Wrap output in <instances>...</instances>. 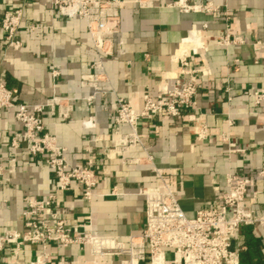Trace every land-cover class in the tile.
<instances>
[{"label":"crops","instance_id":"1","mask_svg":"<svg viewBox=\"0 0 264 264\" xmlns=\"http://www.w3.org/2000/svg\"><path fill=\"white\" fill-rule=\"evenodd\" d=\"M122 1L114 41L123 45L125 54L104 59L105 76L100 85L106 95L88 105L84 99L93 90L82 87L81 78L98 71L93 68L97 54L85 22L64 17L42 0H0V21L4 13L24 6L20 51L6 49L0 24V82L16 90L15 100L24 104H41L54 96L77 99L69 120L62 121L50 112L43 114V120L58 145L67 150L68 162L88 165L91 160L99 176L90 203L83 199V188L77 183L69 192L60 193L53 171L42 158L33 157L24 147L16 151L10 147L23 127L12 110L0 107V163L7 171L16 159L14 172L0 178V235L24 230L26 198L58 194L55 210L68 227L91 221L94 235L117 237L129 245L130 239L145 229L146 203L140 191L160 184L155 167L178 171L173 180L189 219L219 201L227 190L228 174L252 180L247 204L264 216V179L258 177L264 163V104L255 106L249 96L264 88V0H185L188 4L212 3L218 7L215 15L184 12L175 6L179 0ZM228 33L243 43L218 45ZM188 40L198 54L189 49L178 55L183 41ZM188 54L191 67L204 66L209 72L198 75V109L175 119L141 120L138 132L142 146L128 155L139 164L109 159L103 150L113 145L115 130L130 131L127 125L115 122L117 99L130 100L141 109L143 95L155 96L163 85H171L182 70L180 58ZM53 65L61 72L55 80ZM191 114L202 117L211 140L196 142ZM90 116L97 121L96 130L82 128ZM230 144L240 151L230 153ZM256 237L264 253L263 242ZM238 244L246 249L241 237ZM13 250L7 247L0 253V264H29L42 248L26 244L17 256ZM48 250L52 261L84 264L89 260L86 250L78 245L65 249L50 243ZM166 259L171 264L170 252Z\"/></svg>","mask_w":264,"mask_h":264},{"label":"built area","instance_id":"2","mask_svg":"<svg viewBox=\"0 0 264 264\" xmlns=\"http://www.w3.org/2000/svg\"><path fill=\"white\" fill-rule=\"evenodd\" d=\"M51 4L64 17H78L85 22L87 33L92 41L97 60L93 68L98 73L83 75L81 86L91 88L93 93L84 100L91 105L98 96L106 95L100 85L105 76L104 59L115 55L123 56L122 44L116 45L115 35L118 33V19L122 0H42ZM184 12H196L215 15L218 7L212 3L188 4L185 0L175 3ZM24 18V6L8 11L1 17V29L4 32L6 49L20 51L23 47L19 32ZM33 30L36 27L32 28ZM243 43L239 37L226 34L218 40V45L229 46ZM197 55L198 50L194 49ZM191 55L182 56L179 60L182 70L173 79L171 85H163L160 93L153 96L143 95V107L136 108L130 100L118 98L114 105L117 126L127 125L128 133L115 130L116 139L113 145L105 148L103 153L109 159H121L124 163L139 164L138 159L128 157L129 153L142 146L138 132L139 122H153L161 117L175 119L189 111L198 109L197 95L199 91L198 75H209L207 68L190 66ZM53 79L60 77L61 72L52 66ZM229 92V90H228ZM16 90L9 89L0 82V107L14 112L17 123L23 131L17 134L10 147L16 151L24 147L33 157L42 158L53 171L58 191L67 193L73 183L83 188V199L91 202L99 183V176L88 165H71L66 156L67 150L57 143L54 135L46 129L43 114L50 112L62 121L71 118L77 99L54 96L44 103L29 105L15 100ZM255 106L264 104V88L250 93ZM231 100V99H230ZM195 123L197 143L211 140L208 126L202 117L189 115ZM98 127L94 116L82 122L84 130H96ZM230 153L240 150L230 144ZM152 162L153 158L147 156ZM16 159L11 160V168L6 171L0 163V178L6 172H14ZM160 184L140 191L145 198V229L139 237H132L126 245L117 237L97 236L93 234L91 221L68 227L55 210L58 194H51L42 199H25L23 231L9 230L0 235V253L7 247H13V254L19 255L26 244L39 245L42 251L29 264H77L61 259L52 261L49 253L50 243H57L63 248L74 245L83 247L89 258L84 264H167L166 253L172 255L171 264H240V252L245 250L238 244L242 227H252L264 245V216H260L247 204L248 190L253 185L251 179L240 178L233 174L226 175L227 190L221 194L219 201L199 211L195 218L189 219L183 212L173 179L177 177L176 169L167 172L154 168ZM264 179V163L258 172ZM219 192V188L215 187ZM259 192L255 193V196ZM73 210V204L68 207ZM51 221V223H50Z\"/></svg>","mask_w":264,"mask_h":264},{"label":"trees","instance_id":"3","mask_svg":"<svg viewBox=\"0 0 264 264\" xmlns=\"http://www.w3.org/2000/svg\"><path fill=\"white\" fill-rule=\"evenodd\" d=\"M239 237L246 244L240 252V264H264V253L252 227H242Z\"/></svg>","mask_w":264,"mask_h":264},{"label":"bare ground","instance_id":"4","mask_svg":"<svg viewBox=\"0 0 264 264\" xmlns=\"http://www.w3.org/2000/svg\"><path fill=\"white\" fill-rule=\"evenodd\" d=\"M192 37V36H191ZM192 39V38H191ZM189 49H194L192 47V43L188 40V41H183L181 48L178 52V55H182L185 51H189ZM187 54V53H186Z\"/></svg>","mask_w":264,"mask_h":264},{"label":"rangeland","instance_id":"5","mask_svg":"<svg viewBox=\"0 0 264 264\" xmlns=\"http://www.w3.org/2000/svg\"><path fill=\"white\" fill-rule=\"evenodd\" d=\"M167 257L169 258V255Z\"/></svg>","mask_w":264,"mask_h":264}]
</instances>
